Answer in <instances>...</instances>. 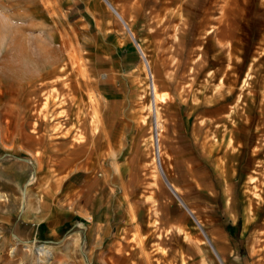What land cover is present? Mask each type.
I'll use <instances>...</instances> for the list:
<instances>
[{"label":"crops","instance_id":"0c3cea01","mask_svg":"<svg viewBox=\"0 0 264 264\" xmlns=\"http://www.w3.org/2000/svg\"><path fill=\"white\" fill-rule=\"evenodd\" d=\"M232 1L208 13L212 21L199 42L207 65L203 91L185 102L174 94L158 106L165 128L162 182L153 184L143 173V146L156 110L143 93L139 52V35L149 48L153 31L130 28L121 16L183 26L181 39L193 47L205 27L197 24L198 0H60L78 42L97 130L88 145L78 143L72 157L56 164L55 176L34 171L14 217L15 239L47 243L64 227L77 228L95 256L105 240L112 247L142 232L146 245L157 232L174 264H264V254L252 252L261 250L264 234V0Z\"/></svg>","mask_w":264,"mask_h":264},{"label":"rangeland","instance_id":"374dc122","mask_svg":"<svg viewBox=\"0 0 264 264\" xmlns=\"http://www.w3.org/2000/svg\"><path fill=\"white\" fill-rule=\"evenodd\" d=\"M12 2L21 10L30 11L50 27L61 61L42 79L23 89L0 85V264H174L167 256L164 242L155 239V236L157 238L160 235L157 232L151 234V240L149 243L146 241V245H143L142 232L125 235L112 247L109 240H105L95 248V256L88 253L86 232L77 228L64 227L59 237L47 243L15 239L14 217L17 213L21 214L22 199L29 192V184L37 177L34 171L43 168L50 176H55L56 164L72 157L78 143L84 141L88 145L89 133L94 134L97 129L94 99L85 81L78 42L67 25L69 17H65L60 0ZM223 6H233V1L198 0L197 24L205 27L201 28L198 42L193 47L188 45V41L182 40L185 34L183 26H158V18L151 15L122 16L130 28L145 33L153 31L147 40L149 48H145L139 35V49L145 57L140 69L145 73L143 66L145 69L148 67L156 90L153 97L146 90L148 83L145 81L144 96L147 99L146 95H150V105L155 108L157 116L154 122L159 157L153 159L151 142L144 141L143 146L147 158L143 173L153 184L162 182L159 168L163 159V133L160 131H165V128L159 125V121L164 118L161 109L157 111L158 106L173 99L174 94L185 102L189 93L197 90L201 93L205 88V48L199 47L202 45L199 42L208 29L207 21H212L209 10ZM177 38L176 46L173 40ZM215 85H222L220 78L216 79ZM150 105L144 107L148 113L151 112ZM146 118L147 115L143 123H146ZM148 121L149 136H152V118ZM84 124L89 127H84ZM260 239L262 241L256 248L261 250L252 251L260 254L258 258L264 254V234ZM131 242L137 245V249L131 248ZM167 246L172 248L171 245ZM39 247L50 251V260L41 258L39 263L35 255Z\"/></svg>","mask_w":264,"mask_h":264},{"label":"clouds","instance_id":"9594fccd","mask_svg":"<svg viewBox=\"0 0 264 264\" xmlns=\"http://www.w3.org/2000/svg\"><path fill=\"white\" fill-rule=\"evenodd\" d=\"M60 61L50 27L12 0H0V85L23 89Z\"/></svg>","mask_w":264,"mask_h":264},{"label":"built area","instance_id":"2783aa9c","mask_svg":"<svg viewBox=\"0 0 264 264\" xmlns=\"http://www.w3.org/2000/svg\"><path fill=\"white\" fill-rule=\"evenodd\" d=\"M139 52H140V49H139ZM140 57H141V60L143 61V63H145V60H144L145 57H144V55L141 52H140ZM145 71H146V76H147V83H148V86L150 88V92H152L153 76L149 73L148 67H146ZM153 127H154V132H153V135L151 136L149 142H151V144H152V153H151V155L153 156V159H154V158H158L159 157V155H158L159 148H158V139H157L158 135L156 133L157 128H156V124L155 123L153 124Z\"/></svg>","mask_w":264,"mask_h":264},{"label":"bare ground","instance_id":"6f19581e","mask_svg":"<svg viewBox=\"0 0 264 264\" xmlns=\"http://www.w3.org/2000/svg\"><path fill=\"white\" fill-rule=\"evenodd\" d=\"M121 18L123 19L122 16H121ZM123 20H124V19H123ZM124 22H125V20H124ZM125 24L128 25V23H126V22H125ZM146 64H147V66H149L148 63H146ZM149 67H150V66H149ZM143 69L145 70L144 66H143ZM149 73H150V71H149ZM147 89L150 90L149 86H147ZM152 92H153V96H154V95L156 94V90H155V85H154V83H153V86H152ZM153 106H154V105H153ZM156 120H157V116H156ZM33 177H34V176H33ZM34 178H35V177H34ZM33 180H34V179H33ZM0 198H1V196H0ZM0 201H1V200H0ZM35 255L38 257L39 261L41 260V258H45V259H47V260H50L51 257H52V254L50 253V251L46 250L45 248H41V247H39V248L36 249V253H35ZM39 263H41V261H40Z\"/></svg>","mask_w":264,"mask_h":264}]
</instances>
